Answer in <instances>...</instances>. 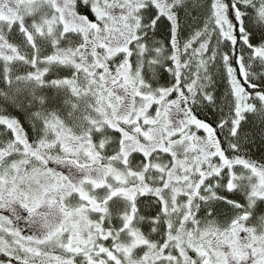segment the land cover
Here are the masks:
<instances>
[{
    "label": "rangeland",
    "instance_id": "374dc122",
    "mask_svg": "<svg viewBox=\"0 0 264 264\" xmlns=\"http://www.w3.org/2000/svg\"><path fill=\"white\" fill-rule=\"evenodd\" d=\"M73 1L0 0V59L5 57L6 53L11 57L12 50L14 57L26 56L29 46L32 50L37 47L38 52L48 48L54 49V59L73 56L70 61V80L79 85L82 93L78 95V91L71 92L66 100L72 109L56 117L59 120L54 118L53 122L56 121V124H53V127L59 131V142L63 141L64 145L68 143L65 141L73 140L72 144L75 147H83L84 152L78 149L75 153H70L72 150H65L62 144L60 149L57 144L43 143V146H34L35 140L29 138L33 145L30 146V142H26L27 139L18 127L14 128L12 136L18 143L0 142V255H3L0 264H187L192 253L181 255V251H177L179 241H174L173 237L176 236V231L181 230L178 219L189 218L190 210L194 208L191 202L193 182L200 184L199 178L203 172L210 170L219 173L226 170L224 164H232L230 159L237 153L229 148L228 133L232 128L233 135L235 128L239 127L240 116H237V109L251 107V111H242H247V118L260 113L256 108H260L261 101L254 96L250 105H240L237 99V106L227 105V109H221L220 114L217 111H214L218 114L213 117H207L205 114L204 109L208 107L205 98L209 91L206 81L213 76V79L218 76L224 81L227 76L229 81L230 78L233 80L229 67V41L233 37L229 35V25L224 18V4L222 0H162L168 9L165 16V10L157 8L154 1L87 0L93 14V17L89 18L76 12ZM196 9L198 11L194 12ZM184 16L190 18L184 20ZM166 18L171 20L172 28L175 27L171 38L173 44L175 41L178 44L177 51L172 49L171 53L163 47L148 50L151 55H148V60H153L151 63L159 61L164 63V66L167 64L171 71V82L168 81L159 88L149 89V85L140 80L141 75L138 73L141 72L135 71L132 63L123 61L126 45L128 41L133 40L131 44L134 49L140 48L142 27L157 28L163 23L169 29ZM167 38H170L169 35ZM66 50L69 52L67 56L64 54ZM119 51L120 55L114 56L119 54ZM241 53L243 62L241 54L239 64L242 67L247 64L244 57L247 55L245 47H241ZM142 54L144 53L140 51V55L134 60L138 61ZM173 57L176 58L174 63L171 61ZM37 59L36 53L33 52L31 62H36ZM261 61L264 63V60ZM74 63H95V66L87 70L89 74L82 76L79 67L75 70ZM248 64L251 68V63ZM105 66H108L106 72ZM127 67L130 78L122 81L121 71ZM204 68L212 71L213 75L205 74ZM19 69L17 68V71ZM174 70L177 81L173 79ZM29 78L35 79L33 76ZM223 81V92L227 93L225 97L232 92L237 95L234 84L232 83L233 90L230 92L228 84L224 81V86ZM174 88L178 90L179 96H172ZM138 90L146 100L131 96L130 91L137 93ZM158 91L161 93L157 94ZM167 92L170 99L164 102L168 104L170 113L165 122V119H159L158 116L161 115L153 113L155 106L149 102ZM15 94L18 103L30 105L29 91L22 89L20 94L17 91ZM0 96H4L1 89ZM241 97L248 99L246 93ZM33 99L38 100L36 96H33ZM226 101L229 104V100ZM231 102L234 100L231 99ZM157 108L162 110L160 106ZM182 111L193 115L192 121L195 125L187 128L185 132L173 135L175 125L176 129L183 128L182 125L175 124L174 116L175 112ZM130 114L132 115L129 116ZM146 114L148 116H145ZM31 115L30 119H36V113ZM127 119L130 120L125 121ZM139 119L143 120L140 122ZM122 121L124 124H118ZM151 123L159 126L154 127ZM106 126L111 131L112 139H131V143L122 144L116 157L114 154L111 158L110 155L107 157L105 151L100 150L101 141L98 144L96 140L98 132L103 131ZM114 130L119 132V136ZM137 130L142 133L137 134ZM58 131L54 130L52 136ZM162 133L165 135L161 136ZM38 135L41 133L36 134ZM60 136L63 137L62 140ZM136 137L145 145H140L142 151L135 150L132 154L137 145ZM118 141L120 145L123 143L122 140ZM86 143L90 145L88 149L87 145L84 146ZM48 153L58 157V162L49 160ZM205 153L209 156L216 154L220 159L217 156L205 159ZM7 154L9 157H6ZM96 154L102 156L106 164L102 165L100 172L96 171L99 180H95L93 184L90 181L81 183L75 187L76 194L73 193V197L64 200L67 190L64 185L67 186L68 172L69 176L74 171L85 173L83 167L94 165ZM42 160L49 161V165H45ZM84 160L89 162L85 163ZM250 165L252 164H243L240 167L244 168L245 173L246 168L249 174L254 173L253 175L262 172V168ZM57 166L62 168L57 169ZM159 172L160 178L166 182L160 185L158 191L165 205L164 214L160 215V212L159 216L164 220L163 223H168L166 229H169V234L166 232L163 239L157 243L140 245L144 242L141 233L135 228L126 227L134 214L133 198L137 191L145 190L143 178L147 179L148 176ZM80 180L82 177L77 178L75 182ZM169 180L180 185L170 187ZM206 184L208 181H205L204 186ZM101 186H104V191L98 189ZM252 187L257 188L256 185ZM110 191H113L111 195L116 194L117 199L107 196ZM247 192L249 193V189ZM259 194L264 195V187ZM109 198L112 201L108 202ZM263 204L261 203L262 206ZM24 206L32 208L29 217L39 219L41 227L34 230L35 233H26L30 239L22 241L21 237L16 236L20 230L17 232L12 223L27 209ZM259 216V222H264V213ZM120 220L123 226L119 225L117 229ZM238 220L243 229L249 228L245 241H250L252 226L245 223L246 219L242 216ZM129 233L133 236H127ZM181 234L185 235L184 232ZM260 252L264 254V244ZM226 254V259L218 264H248L245 259H240L238 252L229 249ZM193 258L196 259L195 256ZM251 261L255 264V260ZM201 264L206 263L203 261Z\"/></svg>",
    "mask_w": 264,
    "mask_h": 264
},
{
    "label": "trees",
    "instance_id": "16d2710c",
    "mask_svg": "<svg viewBox=\"0 0 264 264\" xmlns=\"http://www.w3.org/2000/svg\"><path fill=\"white\" fill-rule=\"evenodd\" d=\"M128 1H132V0H128ZM222 2L225 8L234 11L231 17L232 18L231 25L234 28V34L236 33V37H235L236 42L235 44L233 42L234 47H233L231 59L229 60L230 62L229 67H230V70H232L231 77L233 80H231L230 78V81H229V77L226 76V70H224L225 76H226V78H224V81H226V83L228 84L230 92H232L233 86H235V88H237V91L239 92L238 94L246 93L247 98L256 96L262 102H264V70H263L264 63H262V66L260 63H256L255 55H252V54L251 56L249 55L248 53L249 47L246 46L243 41L246 37L247 44L249 46H252L251 49L256 47V45L264 44V32L260 33L257 31L259 30L257 29L259 25L256 24V13L254 9L255 3L248 2V4L246 5L242 2V0H222ZM73 4L75 6L76 12L84 14L89 18L92 17L91 15L92 11L90 9V5L87 0L85 1L74 0ZM242 8L248 9L247 27L251 28V33L248 36H244L243 34L238 33L239 31L238 29H240V25H239V21L237 20V18H235V12L241 11ZM197 11L198 9H196L194 12H197ZM188 18L190 17L184 16V20H187ZM166 27H167L166 25H164L163 23H160L156 29H152L151 31H148L146 34L156 37V39H158L157 41H164V45H166L165 51L169 52L170 48H169L168 40H167L168 33L166 31ZM147 43L150 45L146 47L144 54H142L143 61L145 63H132V65L136 69L135 71L138 72L139 70L141 72V73H138V75H141L140 80H142L143 83H147L149 85V86L147 85L145 86H147L149 89L159 88L167 84L168 81L171 82V74H170L171 71L167 64H165L164 66L163 65L164 63H148L146 61L147 58L151 56L148 50L152 51V50H155L157 47V45L154 42L148 41ZM241 46H243V48L245 47V49L247 50V55L244 56L247 59L246 63H248V61L254 62V63H251V68L247 66L249 64L241 67V65L237 61L238 58H241V54H242ZM151 47H153L154 49H152ZM236 52L239 55V57H237V60H235ZM37 58L40 59V57H37ZM15 60H19V58L15 57ZM8 62H9L8 59H5V57H1L0 59V89L3 91L4 96L3 97L0 96V105H1L0 108L4 109L6 114L0 117V142L7 141V143L9 144L11 143L16 144L12 136H13L14 128L18 127L22 130L25 138L27 139L26 142L27 143L30 142L29 143L30 146H33V145L43 146V143L44 145L46 144L56 145L57 144V146L59 147L58 149L64 146L63 148L65 150H69V151L72 150L70 153H75L76 150L78 149H80V151L84 153L82 151L83 147L82 148L78 146L75 147V145L72 144L73 140L65 141L68 143H65L64 145H63V141L59 142V138H58L59 131L58 129L53 127L54 126L53 124H56V121L53 122V119L55 118L59 120L58 118H56L59 116H57L56 114H53V115L50 114L47 103L49 105L52 104L55 107H58L62 103H61V100L58 102V97H54V95H52L53 93L48 92V90L46 92L45 91L38 92V94H36L38 100H34L33 95H32L30 99V105L28 106L17 102V96L15 92L17 91V93L20 94V90H21V89H18L17 77L18 79L24 80L25 73L22 74L19 71L18 73H16L15 70L10 68L11 63L10 62L8 63ZM27 62H28L27 59L24 58V60H21L20 64L25 65L26 63V65L31 66V63H27ZM242 62H243V54H242ZM89 64H92V65H89ZM71 66H72V63H70V76L72 74ZM94 66H95V63H88V65H86L85 67H82L81 70H79V72L83 73L82 76H84L85 74H89L87 70H91V68ZM246 66L249 69L246 68ZM226 67L227 66H225L224 68L226 69ZM77 68L75 67V70ZM243 70L245 71L247 70V71L246 72L244 71V74H243ZM106 71H107V68H105V72ZM127 71H129V67L121 71V74L122 73L123 74L120 76V80L126 81V79L127 80L129 79L127 76ZM203 71L205 74L208 73L209 75H213L212 71L208 69L206 70V68H204ZM173 76H174L173 79L177 81L176 80V70H174ZM213 77L210 80L206 81L207 88L209 91L207 93V98L205 99L208 103V107L204 110H205V114L208 115L207 117H211V116L213 117L215 116V114H218V113L220 114L222 112L221 109L222 110L227 109V105L234 106V103L231 102V99L233 100V97H234L233 93H230L225 97L227 93L226 91L225 93L223 92V85H222L223 80L219 79L218 76H215V79H213ZM232 83L234 84L233 86H232ZM224 86H225V83H224ZM64 90H66L65 86L60 88V91L64 92V94L66 95ZM135 94H136L135 92L131 91V96L134 97ZM226 100H229V104H227ZM16 107L21 108L22 115L14 114ZM43 107L47 110V114H43L44 112L42 111ZM180 109L182 110V108ZM243 110L244 109H242V111ZM256 110L260 111V113H257L256 115H252L249 118H247L246 116L247 111L245 113H242L241 111L240 113L237 114V116H240L239 118L240 123H239V127L234 136H235V139H237L240 144L236 147H233L231 150L239 154L241 157L244 156L248 161H251L252 163H254L255 166H259L260 168L264 170V103L260 105V108H256ZM214 111H217L218 113L217 112L214 113ZM183 112L184 111H182L181 113H176V112L174 113L176 115L184 114L186 115V117H189L187 118L188 120L187 122L182 123V126H184L186 123H192L191 118H193V115L188 114V113H183ZM32 113H36V119L34 120L30 119V116H32L31 115ZM253 116L254 117L256 116V117L254 118ZM27 120H29V122H27ZM106 128L108 127L106 126L105 128L102 129L103 131L98 132L97 137H96L97 143L101 141L100 150L105 151L107 157L108 155H110V158H111L113 154H114V157H116L115 155L119 152V148L122 146V144L131 143L130 141L131 139L130 138L120 139V137L118 139L117 138L112 139L111 131L109 130V128L107 129V131H104V129ZM54 130L58 131V133L55 134V136L53 137L51 133L54 132ZM176 130H180V127H178V129ZM113 132H115L117 136H119V132L117 130H114ZM38 133H41V135L36 136V134ZM49 137H53V138L50 139ZM60 137L62 140L63 137L62 136ZM29 138L32 139V141L35 140L34 142L35 144L32 145V142L30 141ZM135 139H136L137 145L133 148L131 152L132 154L134 153L135 150L142 151V149L140 148V145H145L143 142L138 141V137H136ZM118 140H122L123 143H121L120 145ZM58 143L60 144L58 145ZM92 143L94 144V141H92ZM89 147L90 145H87L86 148L88 149ZM91 148L92 150L94 149L93 145ZM39 149L42 150V148H39ZM6 157H9V154H7ZM34 157L37 158L35 155ZM48 158L49 160L51 159L55 162H58L59 160L58 157L50 155L49 153H48ZM65 158L68 159L67 157ZM94 159H95L94 165L88 164L83 167L86 170L85 173H82L80 171H74L69 176V172H68L67 186L64 185V188L67 189L66 194H65L66 197L64 200L69 199L70 197H73V193L69 195L67 194V192L72 191L73 189H75L76 186H79L81 183L86 184L87 181H90L91 184H93L95 180H99V174L96 173V171L100 172L101 168H103L102 165H106V164H105V161L102 160L103 157L98 154L95 155ZM74 160L78 162V159L76 157H74ZM42 162L45 165H49L48 164L49 161L42 160ZM83 162L88 163L89 161L84 160ZM106 163L108 162L106 161ZM59 168H62V167L57 166V169ZM80 177H82V180H80L79 182H75V180ZM231 177H232L231 175L225 177L226 181L224 183V186L220 190H217L216 193L219 194L220 197H218L214 201H210V203H204V202L202 203L201 213L204 217V221H208L211 219V221L216 227H226L229 224H233L234 222L235 223L237 222V217H235V214L231 212L232 207L228 205V200L224 199L226 198V199L234 200L235 202L240 204L242 207L239 209L240 210L239 213H244L246 215L252 216L249 218V220H246V221H249L248 224H250L252 227H255L256 219H260L259 215L264 213V206H262L261 202L258 201V197H260V194L258 193V188L264 185V171H262L261 175H259L258 178L256 177L258 181H255V183H252L250 181V177L247 176L248 178L247 182H245V184H242L243 186H239L238 181ZM143 180H144V183H146V180L144 178ZM247 183H249L251 187L253 185L257 186V188L252 187L253 191H251V194L249 195H246V193L248 192L245 193L244 191V190H247V185H246ZM197 185L199 186V183ZM233 186L235 187L233 188ZM103 188L104 186H101L98 189H100L101 191H104ZM196 188L197 187L195 185V190ZM252 192H254L255 194H252ZM111 194H113V191H110L107 194V196L108 197L110 196L111 198L117 197L116 194L115 196ZM194 195L195 194L191 193V199L192 197H194ZM23 198L25 197L23 196ZM110 201H112V199L109 198L108 202ZM133 202H134L133 218L129 220L128 225L126 227L130 226L133 229L135 228V230L138 233H141V235L143 236L144 242H142V244L140 245H145V244H148L149 242L157 243V241L159 242L160 240L163 239L166 232L169 234V229H166V227H168V223L167 225L163 223L164 220L160 219V216H159L161 212L160 211V204H161L160 199L156 198L155 196H151L150 194H146V190H140L136 192L133 198ZM24 207L27 208V206H24ZM26 211L27 209L24 210L23 213H25ZM121 217H123V213L121 214ZM117 221H116V224L118 223ZM9 222L10 224L12 223L10 219H9ZM237 223H239V220ZM119 225L123 226V223H121V220L119 221L118 226H116L117 229L119 228ZM243 230L245 231V234H247V232L249 231V228H246ZM23 232H27V231H23ZM117 233H118V230H117ZM19 235L22 236L21 237L22 241L30 239V237H24L23 235H21V233ZM131 235L133 236V234L129 233L127 236H131ZM182 249L183 248H180L181 253H183L182 255L186 254V252L184 253V250ZM239 254L240 256H242L241 255L242 253H239ZM2 258H3V255H0V260Z\"/></svg>",
    "mask_w": 264,
    "mask_h": 264
},
{
    "label": "flooded vegetation",
    "instance_id": "af4514ba",
    "mask_svg": "<svg viewBox=\"0 0 264 264\" xmlns=\"http://www.w3.org/2000/svg\"><path fill=\"white\" fill-rule=\"evenodd\" d=\"M133 2L138 1V0H132ZM140 1H154L157 8L159 9H164V15L166 16V12H167V8L165 7V4L162 0H140ZM242 2L244 4H248V2H253L255 3V13H256V24L259 25V27L257 29L258 32L262 33L264 32V0H242ZM224 18L226 20V22L228 23V25H230V27L228 28L229 31V35L232 36V40H230V52L232 55V51H233V47L234 44L236 42V33L234 34V28L231 25V20H232V15L234 13V11L229 10L227 8L224 7ZM93 17V14H91ZM247 16H248V9L247 8H242L241 11H236L235 12V18H237V20L239 21V25H240V29H238V33L243 34L244 36H248L251 33V28L247 27ZM91 17V18H92ZM166 23H169V29L168 27H166V31L167 33H169V42L168 45L171 49L177 51V42L175 41V43L173 44L172 42V38H171V34L172 32L175 31V27L172 28V23L171 20H169L168 18H166ZM174 19V18H173ZM174 29V31H173ZM147 30L145 29L143 31V33H141L140 38L142 40V45L140 46L139 50L142 51L144 50L145 47H147L148 41L154 42L157 46H159L160 48L163 47L165 48L166 45H164V41H157L158 39H156V37H153L151 35H147L146 34ZM231 39V38H230ZM168 40V38H167ZM133 40L128 41L127 45H126V51H125V58L123 59L124 62L126 63H145L143 61V56L141 55V57L139 56L138 61H135V57L138 56L137 51L134 49V45L131 44ZM245 45L249 47L248 53L251 56L255 55L256 59V63H262L261 60H264V44H259L256 45V47L252 48V46H249L247 44V40L246 37L243 40ZM234 42V44H233ZM152 44V43H151ZM243 47V46H241ZM152 49H154L153 47H151ZM157 48V47H156ZM27 55H21L19 58V60H15V55L14 52L12 50V56L8 57V53H6L5 58H7L9 60L10 64V68L14 69L16 71V73H18L17 68L19 69L20 73H25V79L21 80L18 79V88H22L24 91H29V93H31V96H36V94H38V92L41 91H47L53 93L52 95H54V97H58V102L61 100V103L58 107L53 106L52 104L48 105V109L50 111V114H56L57 116H61L66 114V112H69L70 109H72L68 103V101L66 100L67 98H69V96L71 95L72 91H76L79 90L76 86L75 83H72L70 80V63L69 60H71V56H68L65 59H54L52 58L53 54H52V50H42L41 54H37L36 51H32L31 48H29ZM17 52L18 48H17ZM35 52L37 54V57H40V59H38L36 62H31V55L32 53ZM65 56H67L69 54V52L66 50L65 51ZM46 55V56H45ZM236 58L235 60H237V57H239L238 53L236 52ZM24 58L27 59V63H31V66L29 65H23L20 64L21 60H24ZM174 58V57H173ZM21 59V60H20ZM176 59V58H175ZM63 60V63H60V61ZM229 60V59H228ZM239 60L241 61V58H238V63ZM148 63L149 61L146 60ZM18 63L20 65H18ZM123 63V62H121ZM248 63H254L253 61H248ZM247 63V64H248ZM246 64V65H247ZM84 65H86V63H75V67H79V70H81L82 67H84ZM47 69V71H46ZM35 77L34 80H32L29 77ZM30 79V81H29ZM49 79V80H48ZM65 86L66 90L64 94V92L60 91V88ZM235 87V86H234ZM21 89V90H22ZM173 93L176 96H179V92L177 89H175L173 91ZM234 97V104L235 106H237V99L239 100V104L243 105V104H248L250 105V100L252 97H248V99H245L244 97H241L242 94H238L235 95L234 92H232ZM168 94L164 95L162 94L161 96L157 97V100L160 103H163L166 99H168ZM37 97V96H36ZM239 97V98H238ZM254 97V96H253ZM256 97V96H255ZM258 98V97H257ZM259 99V98H258ZM261 101V100H260ZM261 104L264 102H260ZM43 104V102H42ZM74 105V103H72ZM80 105V104H79ZM18 106V105H17ZM1 107V105H0ZM79 107V106H78ZM78 107H73V109H77ZM240 107V106H239ZM244 109L251 111V107H249L248 109L246 108V106L244 107ZM43 114H47V110L43 107L42 109ZM169 111V108H168ZM167 108L165 111V118L168 115ZM242 111V108L240 107L238 109V112L240 113ZM7 112V111H6ZM246 112V111H245ZM6 113L4 111V109L0 108V117L4 116ZM8 114V113H7ZM15 115H22V110L19 107L15 108ZM175 116V124H178L179 126L182 125V123L187 122V118L186 115L184 114H180V115H176ZM192 120V118H191ZM189 124H195L193 123H189ZM177 126H174V129H176ZM238 128V127H237ZM237 128H235V132L237 131ZM232 128L229 129V133H228V138H229V142H230V147H236L238 146L240 143L238 142L237 139H235L234 134L232 135ZM16 143H18V141H16ZM204 153V152H203ZM205 159H211L212 157H216L217 155L215 154L214 156H209L208 153L203 154ZM218 159H220L219 156H217ZM235 159V160H234ZM230 161L232 162V164L227 165L224 164V166L226 167V170L224 171H219V173H215V172H210V170L203 172L202 176L200 177L201 183L199 184V186L196 185V190L193 192V194L195 193L194 197H192V202L194 204V208L193 210L190 212L189 214V221L186 224L185 221L180 220L178 222V224L181 226V230L178 232L176 231V236L173 237L174 241H179V249H177L178 252H180V248H183L182 250H184V253H189L191 252L192 255L190 256L191 259L187 264H201V262L205 261L206 264H218L221 260H225L227 257L226 252L230 249L233 252H238V253H242L241 255L244 254L243 248L248 245V249L251 253H255L256 255L258 253H260V249L262 248V245L264 244L263 240H264V222H259L260 219H256V226L255 227H251V226H247V227H251V240L250 241H245L246 239V234L245 231L243 230V225L241 223H237L238 222V218L241 217L243 215V217L246 220H249L250 217L249 215H246L244 213H239V209L242 207L240 204H238L237 202H235L234 200L231 199H226L228 200V205L232 207L231 212L233 214H235V217H237V222L235 225V222L233 224H229L226 227H216L213 222L210 220L208 221H204V217L201 213V209H202V203H210V201H214L216 200L219 196V194H217V190H220L225 183V177L231 175V178H234L235 180L238 181L239 186H243L242 184H245V182H247V176L250 177V181L252 183H255V181H258V177L259 175H261V173L255 174L254 173H250L248 172V170L245 168V171L243 170L244 168L240 167L243 164H252L250 161H248L244 156L241 157L240 155H235L234 157H232L230 159ZM225 162V160L223 161ZM237 167V168H236ZM241 169V170H240ZM264 171V170H262ZM248 173V174H247ZM211 176H213V178H211ZM257 177V178H256ZM211 178V179H210ZM205 181H208V184H206L204 186ZM241 182V184H240ZM247 185V190L249 189V193H246L247 190H244L246 195L251 194L250 192L253 191V188L251 187V185L249 183L246 184ZM245 185V186H246ZM194 187H195V183H194ZM235 186H233L234 188ZM264 187V185L262 186ZM261 187V188H262ZM232 188V189H233ZM261 188H258V192L261 190ZM194 189V188H193ZM201 190V191H200ZM255 196V195H254ZM258 201H260L261 203H264V195L260 197H258ZM264 206V204H263ZM32 210V208H27V211L25 213H20L17 218L15 219L14 223H12V227L17 231L20 232L16 234V236L18 237H22L19 234L21 233V235L26 236L28 234H32L35 233L34 230L38 229L39 227H41L40 225V220L37 218H32L29 217L30 211ZM231 213V214H232ZM239 213V214H238ZM29 217V218H28ZM43 222V221H42ZM245 223H249V221H245ZM24 230H23V229ZM239 228V229H238ZM23 231H27V232H23ZM185 233V235H182L181 233ZM238 237H241L240 239H238ZM185 240V241H184ZM178 244V242H177ZM183 253H181L182 255ZM196 257V259H194L193 257ZM200 259V260H199ZM240 259H242V256H240ZM199 261V262H198Z\"/></svg>",
    "mask_w": 264,
    "mask_h": 264
},
{
    "label": "crops",
    "instance_id": "0c3cea01",
    "mask_svg": "<svg viewBox=\"0 0 264 264\" xmlns=\"http://www.w3.org/2000/svg\"><path fill=\"white\" fill-rule=\"evenodd\" d=\"M127 76H128V78H130L128 74H127ZM149 104L152 105L153 102L150 101ZM156 107H157V105H155L154 110H156ZM137 132H141L142 133L141 130H137ZM160 172L157 173V174L156 173L152 174L150 177H148V179L146 180V183H145V185H146L145 190H146V194H150L151 196H155L156 198L161 200V195L158 193V191L160 189V185H163L164 183H163V181L160 178ZM153 177H156V179L151 180ZM166 177L168 178V175H166ZM76 192L77 191L75 189H73L72 191H68L67 194H69V195L71 193H75L76 194ZM164 210H165V205L161 201L160 211L163 212ZM263 242H264V240H263ZM243 251H244V254L242 255V259H245L248 262V264H253L251 259L255 260V264H264V254H262L261 252L258 253L257 255L255 253H251L250 254V251H249L247 245L243 248Z\"/></svg>",
    "mask_w": 264,
    "mask_h": 264
}]
</instances>
